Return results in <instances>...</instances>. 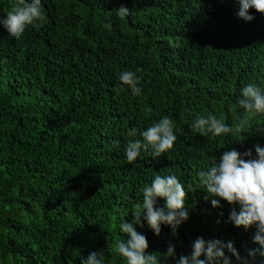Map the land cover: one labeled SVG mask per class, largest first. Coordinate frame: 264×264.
Segmentation results:
<instances>
[{"label":"trees","instance_id":"16d2710c","mask_svg":"<svg viewBox=\"0 0 264 264\" xmlns=\"http://www.w3.org/2000/svg\"><path fill=\"white\" fill-rule=\"evenodd\" d=\"M15 2L0 0V16ZM41 3L43 21L19 38L0 27V264H79L92 251L124 264L115 252L125 236L118 225L137 212L145 184L166 171L185 187L188 219L175 236L168 225L158 236L136 226L146 252L161 256L171 243L175 258L164 264H175L195 238H215L233 241L247 264H264L259 253L248 256L259 248L256 229L229 222L236 206L213 207L197 176L226 150L255 156L264 117H245L248 124L226 136L188 127L208 112L235 124L240 89L264 87V15L250 9L245 21L237 0ZM121 5L126 17L115 14ZM123 70L140 77L141 95L118 79ZM163 115L173 123V148L157 158L141 149L129 163L127 141Z\"/></svg>","mask_w":264,"mask_h":264},{"label":"clouds","instance_id":"9594fccd","mask_svg":"<svg viewBox=\"0 0 264 264\" xmlns=\"http://www.w3.org/2000/svg\"><path fill=\"white\" fill-rule=\"evenodd\" d=\"M237 3V16L245 21L253 19L249 13L250 9L264 15V0H237ZM115 14L118 17H126L129 8L121 5L116 8ZM43 19L41 0H16L11 9L0 16V27H3L8 35L19 38L27 27L39 26ZM105 28H111L110 22L105 23ZM118 79L128 86L133 96L141 95L140 77L135 72L123 70ZM236 104L242 110V115L235 124H227L212 112H208L206 115H195L188 125L189 129L194 134H210L212 137L239 133L248 124L245 117H264V87L256 83L245 84L240 89ZM257 131L264 134V125H258ZM129 135L136 137L137 130L133 128ZM138 135L141 138L130 139L126 143L124 156L129 163L137 160L141 149L150 148L153 158L160 157L173 148L177 139L172 120L167 115L161 116L157 122L139 131ZM254 151L255 156L251 150L244 153L234 148L226 150L211 166L197 173L202 189L207 196L212 197L210 203L213 207H218L221 200L235 205L228 215V221L236 227L243 226L245 230L249 227L256 229L252 240L259 248L249 249V257L257 253L264 256V146L257 144ZM185 195L184 185L171 171H166L163 175L156 174L150 184H145L142 189V203L137 205V212L130 221L123 220L118 225L119 232L125 236L115 242V252L123 259L124 264H164L168 257L175 258L174 245L171 243H168L161 256L146 252L147 238L137 231L136 226L143 227L146 223L158 236L161 225H168L171 234L175 236L177 227L188 219ZM158 198L163 201L162 205L157 204ZM226 252L237 261L247 264L240 257L233 241L224 242L215 238L205 240L203 237L192 240L190 253L180 255L175 259V264H233ZM79 264L108 262L102 252L92 251L86 257H81Z\"/></svg>","mask_w":264,"mask_h":264}]
</instances>
